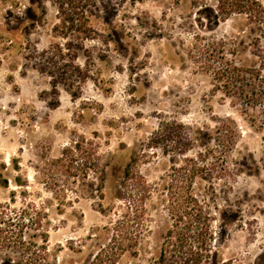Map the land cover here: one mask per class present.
<instances>
[{"label": "rangeland", "instance_id": "obj_1", "mask_svg": "<svg viewBox=\"0 0 264 264\" xmlns=\"http://www.w3.org/2000/svg\"><path fill=\"white\" fill-rule=\"evenodd\" d=\"M82 139L102 191L67 175ZM128 164L147 182L137 217L115 197ZM3 207L27 241L47 235L49 264H89L128 212L111 264H264V22L189 0H0Z\"/></svg>", "mask_w": 264, "mask_h": 264}, {"label": "trees", "instance_id": "obj_2", "mask_svg": "<svg viewBox=\"0 0 264 264\" xmlns=\"http://www.w3.org/2000/svg\"><path fill=\"white\" fill-rule=\"evenodd\" d=\"M215 4L209 3V0H189L193 7H200L205 10L206 14L211 18L212 21L218 22L220 20H226L235 14H245L249 18L256 20L258 22H264V2L263 0H215ZM200 38L199 34L196 35ZM204 52L206 48H203ZM230 71H243L237 68L235 64L229 66ZM161 130L165 133H170L172 127H179L176 121H166L160 122ZM152 143H154V139ZM65 161L68 162L66 171L67 175H73L79 181H84L88 178L93 177L94 179H100L99 187L96 190L102 191L103 179L105 177V170L97 145L92 140H77L74 144L66 146L64 148ZM147 186V182L144 177L137 171L132 169V166L128 164L124 168L123 180L120 186L115 190V197L119 199H128L129 205L133 207L132 212L135 217L141 203L143 202V192ZM7 207H3L0 212V250H12L20 255L18 264H49L48 262V246L47 235L41 234L40 240H34L32 242L27 241L23 234V227L25 222L22 220H17L14 222L13 216H8L6 212ZM31 206L23 208L21 214L27 215L29 226L40 230L42 228L43 216L41 211L37 209L31 210ZM36 208V207H35ZM128 214H123L122 219H117L114 222V232L111 237L108 249H103L97 252L93 260L89 264H111L114 263L116 258L121 252L125 250V227L128 225L126 223ZM128 217V218H129ZM137 237L134 236V238ZM133 238V237H132ZM180 248H183L185 241L187 239L184 236H180ZM129 241V240H127ZM134 245H137V240L134 241ZM193 246L190 247L189 262L194 263L197 259V252H195ZM188 262V263H189ZM11 263V260H10ZM169 264H175L173 261Z\"/></svg>", "mask_w": 264, "mask_h": 264}]
</instances>
